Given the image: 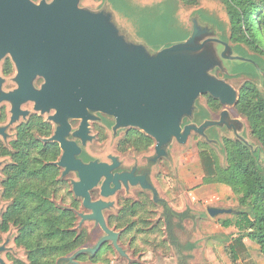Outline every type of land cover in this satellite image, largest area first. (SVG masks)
Segmentation results:
<instances>
[{
	"label": "flooded vegetation",
	"instance_id": "flooded-vegetation-1",
	"mask_svg": "<svg viewBox=\"0 0 264 264\" xmlns=\"http://www.w3.org/2000/svg\"><path fill=\"white\" fill-rule=\"evenodd\" d=\"M30 1L45 6V14L35 16L30 26H5L0 17V264H83L86 258L98 262L110 241L96 251L78 253L97 243L83 246V222L98 223L83 219L90 211L83 212V197L75 191L79 172L61 165L63 156L83 164L115 163L112 175L131 173V179L120 180L121 188L108 196L118 199L126 193L121 208L144 205L147 193L162 205L154 178L159 180L163 160L174 165L168 148L179 143L173 138L164 147L165 155L157 156L151 135L135 126H117L113 114L85 106L81 78L92 60L84 50L83 29L67 22L66 0ZM80 2L77 8L83 9ZM105 8L102 0L89 9ZM104 179L89 191L90 199L113 206L101 195ZM148 183L153 189L145 188Z\"/></svg>",
	"mask_w": 264,
	"mask_h": 264
},
{
	"label": "water",
	"instance_id": "water-1",
	"mask_svg": "<svg viewBox=\"0 0 264 264\" xmlns=\"http://www.w3.org/2000/svg\"><path fill=\"white\" fill-rule=\"evenodd\" d=\"M66 1L64 16L68 23L78 24L80 30L83 29L84 50L92 60L91 67L85 65L84 75L81 78V93L85 106L113 114L117 126H135L151 135L156 141L157 156L165 155L164 147L173 138L179 145L185 144L192 132L217 144L219 140L212 133L216 128L231 130L234 135L232 139H239L254 149L255 146L241 135L243 123L237 118H231L227 109H222L217 119H211L210 114L209 118L201 123H184L185 119H192L201 96L209 95L224 107H234L239 98L240 87L246 81L252 82L244 81L237 90L226 80L215 75V72H219V64L210 63L194 55L203 46L196 41L199 37H206L205 42L209 40L218 42L222 47L221 58L231 63L227 71L220 70L225 77L254 78L259 75L264 79L262 72L232 73V69L239 65L245 66L247 69L244 70L248 71H252L249 65H254L256 68L258 66L252 59L238 53L235 45L231 47L225 42L229 37L222 34L215 36L210 27L201 25L197 18H193L190 33L175 24L186 33L183 39L151 52L146 44L131 41L121 32L113 12H109L107 7L99 11L88 8L78 9V0ZM124 1L129 5L127 0ZM42 7H45L43 3L36 6L30 0H0V17L3 18L5 26H30L36 21L35 16L45 14ZM114 11L124 17L117 9ZM197 13L203 23L218 27L210 17L200 11ZM124 18L132 19L131 14L130 18ZM131 21L133 22V19ZM135 35L140 39L136 30ZM208 128L212 129L207 132ZM206 134L212 137H207ZM68 147L70 148V144ZM60 164L78 170L80 179L75 183V191L83 197L84 208L90 211L83 216V219L95 220L104 233L94 249L82 248L78 253L96 251L104 242L110 241L113 247L124 255V251L118 245V232L108 228L103 215V210L108 209L112 203L105 200L91 201L89 191L104 176L101 195L108 197L121 188L120 180L125 183L128 177L131 179L132 174L112 175L111 169L115 163L113 165L105 162L83 164L69 155H64ZM111 182L112 187H110ZM144 182L145 179L143 181L142 177L141 183ZM145 188L153 189L149 183L145 184ZM236 211L233 208L217 205L206 207V213L210 217L221 214L233 215ZM187 250L191 255L192 247ZM190 257L187 256L189 259L185 258L183 264H191Z\"/></svg>",
	"mask_w": 264,
	"mask_h": 264
},
{
	"label": "rangeland",
	"instance_id": "rangeland-1",
	"mask_svg": "<svg viewBox=\"0 0 264 264\" xmlns=\"http://www.w3.org/2000/svg\"><path fill=\"white\" fill-rule=\"evenodd\" d=\"M102 0H81L80 6L83 8L96 9ZM129 2V13L134 16L140 14H148L154 11H162L165 2H176V10L173 15L174 24L182 26L187 32L192 30V19L197 18L199 23L203 26H208L212 30V33L217 36L219 34L229 37L227 42L231 47L235 45L234 41L230 40L231 27L229 14L227 8L222 0H198L197 4L186 5L180 0H127ZM105 7H108L106 2H103ZM114 19L116 20L121 32L125 33L131 41L141 42L146 44L149 51H156L153 47L149 46V43L142 38H138L135 35V25L129 19L122 17L117 11L111 8ZM201 12L203 15L210 17L218 24L212 26L210 24L203 23L197 12ZM206 37H199L196 41L200 42V46L194 55L199 58H203L210 63L216 65L219 64V72H215L219 78L226 80L237 90L240 85L246 81L251 80L256 88L264 95V79L259 75L254 78H248L245 76L238 77H225L224 73L220 70L227 71L229 61H225L221 58L222 47L218 42L207 41ZM195 41V42H196ZM167 42L166 44H169ZM242 46L248 53H255L246 44L242 43ZM264 56V55H263ZM243 69H247L245 66ZM239 73V71L232 69V73ZM198 104L206 109H210L207 103V95H203L198 99ZM227 109L231 118H237L243 123L242 136L253 146L258 144V141L250 134L248 123L243 115L235 110L232 106L219 105L217 110L210 109V118L217 119L220 111ZM218 138L219 143L206 140L199 134L192 132L188 137L185 144L176 145L174 149L172 145L169 146V150L173 151V166L167 164L166 159L160 164V176L159 180L154 181L159 195L164 198V201L177 212L186 211L188 217L179 222L177 218H173V227L171 229V236L174 241H171V237L168 236V230L165 226L164 209L161 204H155L152 201V196L147 193V202L141 204L137 208L134 214L130 215L127 222L115 221V218L121 211V202L127 197L126 193L121 192L118 199L114 196L106 198L108 201L113 202V206L104 210L105 219L110 229L120 232L118 244L124 250L126 256H121L117 250L113 247L111 242L105 244L101 250L98 262H93L89 258L82 261L83 264H183L187 256H191L194 264H232L231 259L226 251L219 250L222 243L225 241L220 235H203L201 232L208 233L225 231L224 236H227L226 241L230 239L232 227H221L219 222L213 219L212 223H201L203 219H208L209 216L206 213V207L209 205H217L227 208L238 209L240 206L237 202V197L231 192L229 187L223 184H202V169L198 159V151L205 145L207 149H210L218 163L224 165L226 163L225 154L222 151V139L234 137L231 130L225 128H216L212 131ZM121 156V154L117 153ZM178 173V174H177ZM171 174L177 175L173 178ZM133 198V197H132ZM145 201V198H141ZM83 212L87 213L88 210L83 208ZM234 218L232 214H221L213 218ZM77 224V222H76ZM120 224V225H119ZM85 232L86 241L83 246L91 247L97 240L104 234L98 225L93 221H85L82 224ZM222 235V234H221ZM211 238L212 242L207 243L206 257L198 251L190 255L187 251L186 244L191 242H200L203 238ZM208 240V239H207ZM217 241V242H214ZM215 243V244H214ZM214 245V246H213ZM212 247V248H211ZM257 250V249H256ZM258 252V251H257ZM255 253L253 249L252 253H248L243 257H240L236 264H264V259L260 253ZM88 257V256H87ZM187 264V263H186Z\"/></svg>",
	"mask_w": 264,
	"mask_h": 264
},
{
	"label": "trees",
	"instance_id": "trees-1",
	"mask_svg": "<svg viewBox=\"0 0 264 264\" xmlns=\"http://www.w3.org/2000/svg\"><path fill=\"white\" fill-rule=\"evenodd\" d=\"M186 5L197 4L198 0H180ZM229 14L231 35L230 40L235 43V50L243 56L252 59L258 68L249 65L248 70H242V65L236 66L239 73L252 74L264 73V0H222ZM110 3L113 9H117L124 17L130 18L129 5L124 0H103ZM162 11H154L148 14L134 16L136 34L146 40L155 50L168 46L186 36L182 28L174 24L173 14L176 10V2L168 1L163 5ZM170 42L169 44H166ZM246 44L255 53L247 54L241 47ZM236 67L234 70H236ZM251 72V73H250ZM207 103L211 110H217L219 102L207 95ZM235 110L243 115L250 128L253 138L258 145L251 148L239 139H222V151L225 154L226 163L220 165L214 153L205 147L198 151V159L202 169V184H223L237 197L240 208L236 209L234 218H228L222 224L232 227L237 234L229 240L226 251L232 264H236L240 257L248 254L244 239L250 240L264 259V95L246 81L240 87L239 98L234 106ZM210 109L197 105L191 120L185 119L184 123H201L209 118ZM212 128H208L207 132ZM207 137L212 135L206 134ZM140 205L123 206L115 221L127 222L131 214H134ZM164 209L165 226L168 236L174 241L170 232L173 227V218L179 222L188 217L186 211L176 212L165 202ZM68 215H70L68 213ZM68 227L71 220L68 221ZM61 229L59 222L56 223ZM119 224V225H120ZM100 255V253H99Z\"/></svg>",
	"mask_w": 264,
	"mask_h": 264
},
{
	"label": "crops",
	"instance_id": "crops-1",
	"mask_svg": "<svg viewBox=\"0 0 264 264\" xmlns=\"http://www.w3.org/2000/svg\"><path fill=\"white\" fill-rule=\"evenodd\" d=\"M234 215L235 214H233L232 216L234 217ZM213 219H215V221H218L220 224H219V226H221L222 227V223L225 221V220H227L228 218H219V217H217V218H213V217H210L209 216V218L208 219H203L202 221H201V223H204V224H206V223H208V224H210V223H212V221H213ZM231 219H233V218H231ZM233 229V228H232ZM233 231L235 232V230L233 229ZM232 233L231 232V235L229 236L230 237V239L232 238V237H236L237 236V234L236 233ZM203 235H213V234H216V235H220L222 238H223V240H225L223 243H222V245H221V248H217V249H219V250H222V251H224L225 250V247L229 244V240L228 241H226V239H227V236H224V234H225V231L224 230H222V232H219V231H217L216 233L215 232H212V231H209L208 233H206V232H201ZM222 234V235H221ZM226 235V234H225ZM201 239H203L202 241H200V242H191V243H187L186 244V248L187 249H189V248H191L192 247V251H191V254L194 252V250H198L200 253H201V255L203 254L205 257H206V255H205V253L207 252V243L210 241V242H212V239L211 238H206L205 239V237H203V238H201ZM208 239V240H207ZM214 242H217V241H214ZM244 242H245V244H246V246H247V249H248V252L251 254L252 253V251H253V249L255 250V253L258 251V250H256V248L251 244V242H250V240L249 239H247V238H245L244 239ZM213 243V242H212ZM215 244V243H214ZM214 246V245H213ZM212 248V247H211ZM225 252V251H224ZM257 253H259V252H257ZM263 258V257H262ZM193 259L191 258L190 260H189V263H191V264H194L193 263V261H192ZM202 263V261L200 260L199 261V264H201ZM208 264H210V262L208 261Z\"/></svg>",
	"mask_w": 264,
	"mask_h": 264
}]
</instances>
